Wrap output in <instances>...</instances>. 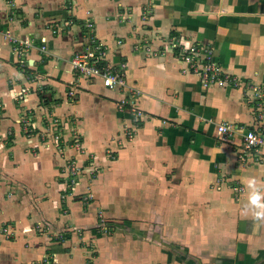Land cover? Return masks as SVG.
I'll list each match as a JSON object with an SVG mask.
<instances>
[{
  "label": "crops",
  "instance_id": "crops-1",
  "mask_svg": "<svg viewBox=\"0 0 264 264\" xmlns=\"http://www.w3.org/2000/svg\"><path fill=\"white\" fill-rule=\"evenodd\" d=\"M87 20L109 65L122 67L137 91L126 98L141 117L118 108L123 91L73 76L69 59L84 44L79 28ZM8 34L30 39L29 71L53 95L51 115L64 136L72 127L82 135L83 155L20 137L19 112L26 106L33 117L39 108L32 92L25 103L11 97L28 82ZM174 40L210 46L224 73L264 87V0H0V230L9 224L16 233L4 240L0 231V264H38L46 254L82 264L72 247L79 236L98 253L91 264H264V221L244 213L248 179L264 190V147L259 162L238 164L240 133L217 137L221 123L259 127L256 108L241 87L205 85L182 72L178 50L167 44ZM70 89L73 102L66 100ZM87 153L101 172L74 188L99 203L67 201L66 214L62 168L69 158L80 166ZM97 207L122 230L96 234ZM37 224L46 226L38 234Z\"/></svg>",
  "mask_w": 264,
  "mask_h": 264
},
{
  "label": "built area",
  "instance_id": "built-area-1",
  "mask_svg": "<svg viewBox=\"0 0 264 264\" xmlns=\"http://www.w3.org/2000/svg\"><path fill=\"white\" fill-rule=\"evenodd\" d=\"M68 23L73 24L72 20H68ZM52 32H55V30L52 29ZM6 36L8 41L12 44L13 53L17 57L16 64L18 68L21 69L25 80L28 83L35 81V77L30 78L29 65L26 61V55L29 53V49H31L30 39H19L16 37H12L9 34ZM44 43V38H41L39 46V51L41 53L46 51ZM167 44L171 49L175 48L178 50L176 58L181 63L182 72L198 76L205 85L213 84L217 87H241L242 84L236 78L224 73L218 63L214 61L212 57V48L210 46H199V44H194L191 46L183 45L180 44V42L176 43L175 40L172 43L168 41ZM106 51V45L103 42L94 39L91 34L89 40L86 41V43L83 44L82 47L78 51H75L70 57L69 63L75 79L99 78L104 88L108 90L123 91L127 95H125V97L119 101V103L117 104L118 108L122 110L126 107L130 111H134L137 117H141L143 115L142 112L133 108L131 105L132 102L128 101V99L126 98L127 96L133 95V93H137V91L128 87V85L126 84L125 72L122 67H113L109 65L108 61L106 60ZM29 88V84L19 88V91L13 93L14 99L22 100L27 94ZM243 92L247 94L249 99L252 100V103L256 108V119L257 121H260L261 125H259V127H257L256 129H249L242 125L233 126L232 124L228 123H221L217 126L218 139L229 140L232 139L235 134L240 133V145L235 154L236 162L238 164H245L246 162H249V160L259 162L261 159L260 150L264 147V108L261 105V102H263V100H261V102L260 100H258L264 96V87L261 88V86L252 85L250 87L248 86L247 88H244ZM46 137H49V135H47V132ZM76 171V167H63L61 172L64 173L67 178L70 172L74 175H77L75 174ZM234 191L236 195L242 193L241 187H235ZM90 197L91 195H87V198ZM101 226H104V224ZM43 227L46 226L37 224L36 226H34L33 231L42 232ZM12 229L13 228L11 227V225H4L1 228L3 232L2 234H10L9 232H12ZM59 236L61 237V235ZM38 264L62 263H59L55 260V254H46L41 258L40 261H38Z\"/></svg>",
  "mask_w": 264,
  "mask_h": 264
},
{
  "label": "rangeland",
  "instance_id": "rangeland-1",
  "mask_svg": "<svg viewBox=\"0 0 264 264\" xmlns=\"http://www.w3.org/2000/svg\"><path fill=\"white\" fill-rule=\"evenodd\" d=\"M80 27L81 28H79L80 29L79 31L81 33L83 31L84 36H85L84 41H83L84 44L86 43V41L89 40V37L91 36V34H92L94 39H97V37L95 36V31H94L95 27L93 26L92 22L87 20L84 23H82V25H80ZM97 40H99V39H97ZM27 55H26V57H27ZM69 61H70V59H69ZM69 65H70V63H69ZM22 67H24V66H22ZM18 69L21 71L20 68H18ZM70 70H71V67H70ZM71 72H72V70H71ZM29 74H30V78L35 77V76L33 77L34 74H32L31 72ZM28 84H29L30 88L28 89L27 94L24 96V98L22 100H15L13 97V93H15L19 90L12 91L11 97L14 101H16L18 103H25L27 100V95L30 94L31 92L34 93L36 100H38V108L39 109H37V111L39 112V114H37L33 117H32V115H28L27 114L28 111H27L26 106H25L26 111H25V109L22 111L24 113H22L21 111L19 112V114L17 116V125H18V127H17L18 131L17 132L20 133V137H23L25 140L33 138L34 139L33 142H36L37 140H39L40 142H43L45 144H47V142L49 141L50 145L54 146L55 149L62 151L60 149V147L61 148L69 147V148L74 149L76 154L83 155V152H84L83 151L84 148H82L83 137L80 133H78V131H76V133H74L75 129H77V128L74 129L72 127L70 130L67 129L68 130L67 133L65 132L68 135V138H67L64 136L63 131L65 129H64V126L61 124L62 121H60L59 118H56V116L51 115L52 111L55 109L54 108L55 105L52 103L54 101L53 100L54 97H53V95L51 96V92L45 91V89L43 88L44 83L39 82L38 80H35V81L30 82ZM211 86H214V85L211 84ZM248 86L250 87L252 85L251 84L241 85L242 89L247 88ZM21 87H23V86H20L19 88H21ZM230 87H233V86H230ZM239 87H237V88H239ZM234 88H236V87H234ZM261 88H263V86H261ZM66 100H69V102L74 101V92L71 91V89L66 93ZM258 100H260V102H261V100H263V102H261V105L264 108V96ZM72 117H73V114H72ZM39 119H41V121H42L41 123L44 126V127L42 126V129H38V127H37V121ZM73 122L75 123V126H76V119L75 118H73V120L70 121V125H72ZM46 132H47V135H49L48 138L46 137ZM10 133L13 134V131L10 130L8 134H10ZM56 135H57V137H56ZM57 145H58V147H57ZM41 147H43V146H41ZM45 147H47V146H45ZM103 152L107 158H110V159L112 158L113 154H112L110 148L105 147ZM85 157L86 158H85L84 162H82V164L80 166L77 165V163L74 161V158L67 159V162L64 165V168L76 167V169H77V171L75 173L77 175H74L73 173L70 172L69 176H67L65 192L63 193V195L60 196V202H61L62 208L66 212V214L69 213V211L65 210V206H66L65 204L67 201L78 202L79 205L86 206V207L91 203H93V204L95 203V206L98 205V203H99L98 198H96L94 195H92L91 192H90V194H88L85 191H80V190L78 191L77 188H74V187H79L78 183L80 182L81 178L83 181L86 180V183H88L90 185L92 183V179H94L97 176V173L101 172V171H99V168L97 166H95L96 164L93 163L94 158H96V155L94 153H87L85 155ZM84 174H85V178H83ZM84 187L89 191V186H87L85 184ZM87 195H91V197L87 198ZM97 209H99V211L101 213L98 214V218H96L94 220L93 227H92L93 231H95L96 234H98V235L106 234L109 232L108 229H110V230L112 229V231H111V233H112L114 228H115V230L116 229H118L119 231L122 230L120 228L121 224H119V226L114 227L112 225L113 223H112L111 219L107 218L105 216L103 209H100L98 207H97ZM103 224H104V226H101ZM43 226H45V225H43ZM45 228L46 227H43L42 229H45ZM0 231H1V233H3L2 230H0ZM32 232H34L33 229H32ZM68 232L65 231L63 233L66 234ZM72 232H75V231H72ZM9 233L10 234H5V235L2 234L4 240H13V238L16 237V233L14 232L13 229H12V232L10 231ZM34 233H36V232H34ZM63 233L56 234V235H58V237H60L59 235H61V237L59 238L60 242L58 245L62 244L61 242H63V240H65V239H63L64 236L62 237ZM36 234H38V233H36ZM84 242L86 243V241L82 240L81 236H79L78 240L73 242L72 247H74V249L78 248L81 251V254L83 255L82 256V258H83L82 264H91L92 259H94V257H97L98 253L96 252V250L94 248L93 249L91 248L90 244L86 245V244H88V243H86L85 245H83ZM81 243H82V245H81Z\"/></svg>",
  "mask_w": 264,
  "mask_h": 264
},
{
  "label": "clouds",
  "instance_id": "clouds-1",
  "mask_svg": "<svg viewBox=\"0 0 264 264\" xmlns=\"http://www.w3.org/2000/svg\"><path fill=\"white\" fill-rule=\"evenodd\" d=\"M248 202L245 205L244 213L251 214L256 221H264V190L259 186L255 177H250L246 184Z\"/></svg>",
  "mask_w": 264,
  "mask_h": 264
}]
</instances>
